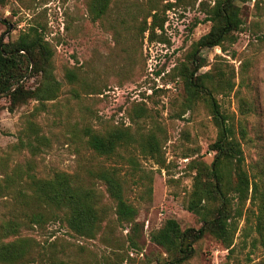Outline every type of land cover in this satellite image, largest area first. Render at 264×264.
<instances>
[{
    "label": "rangeland",
    "instance_id": "1",
    "mask_svg": "<svg viewBox=\"0 0 264 264\" xmlns=\"http://www.w3.org/2000/svg\"><path fill=\"white\" fill-rule=\"evenodd\" d=\"M216 1L109 0L96 18L93 0H0V42L39 28L53 51L60 85L54 99H27L12 112L8 98L0 97V223L21 222L10 239L31 240L34 253L24 264H49L50 257L69 264H158L168 255L151 242L152 232L168 219L182 230L200 228V217L187 211L195 175L188 166L192 160L211 163L217 127L203 101L188 103L180 74L193 44L211 27L208 14ZM235 4L240 29L225 43V52L219 47L198 52L208 64L198 74L219 69L233 84L212 96L240 140L244 169L264 198V0ZM38 82L26 77L20 83L33 90ZM115 126L128 127L136 139L154 136L163 165L137 145L119 150L123 158L97 156L81 134L85 127L104 133ZM35 134L44 142L37 143ZM101 168L118 171L123 196L137 210V229L117 221L115 202L96 176ZM56 172L75 175L98 193L104 220L95 238L74 236L62 223L31 225L27 215L33 205L4 189L6 177L21 187L28 174L49 178ZM259 203L258 197L247 201L241 217L231 220L230 248L205 234L188 263L264 264V241L256 230Z\"/></svg>",
    "mask_w": 264,
    "mask_h": 264
},
{
    "label": "trees",
    "instance_id": "2",
    "mask_svg": "<svg viewBox=\"0 0 264 264\" xmlns=\"http://www.w3.org/2000/svg\"><path fill=\"white\" fill-rule=\"evenodd\" d=\"M236 1L244 3L250 0L215 2L208 14L211 27L193 44L188 64L183 65V72L180 74L188 103L201 100L209 107L217 127V137L209 146L213 153L211 163L192 160L188 166L195 175L188 195L187 211L200 217L201 226L198 229L182 230L177 221L168 219L158 230L152 232L151 242L168 255L167 259L159 261L158 264H189L188 261L194 253V244L205 234L213 235L226 249L230 248L235 232L231 220L241 217L243 205L247 201L253 203L257 197L260 203L256 230L264 241V198L257 183L244 169L240 140L234 136L233 129L227 126V119L221 114L219 105L212 96L213 91L220 92L224 88L230 91L233 84L226 79L225 72L219 69L215 74L210 70L198 74L200 69L208 65L198 52L215 47L225 52V43L230 42L228 40L233 33L240 29L242 21ZM108 4L109 0H93L91 11L94 16H102ZM155 27L152 22L149 27L151 33ZM38 29L31 26L14 42H0V97L8 98L10 112L27 99L52 100L59 91L60 85L52 70L53 51ZM26 77H37V87L33 90L25 89V85L20 82ZM15 85L17 86L14 88ZM31 130H34L33 127ZM81 134L88 148L97 156L123 158L119 150L128 151L130 147L137 145L143 155L157 157L158 163L163 165L160 147L154 136L136 139L125 126H115L104 133L85 127ZM35 135L37 143L44 142V137ZM27 144L35 148L32 141ZM126 160L135 167L133 156H128ZM117 173L114 168H101L97 170L96 176L104 183L110 198L115 202L117 221L130 224L131 229L135 230L138 227L135 222L137 210L125 200ZM145 179L148 177L145 176ZM5 182V190L14 191L33 205L30 216L27 215L31 225L52 221L64 224L74 236L88 239L97 236L104 220V212L99 207V195L93 188H86L77 176L56 172L49 178H37L28 174L25 185L21 187L15 186L16 179L12 177H6ZM233 203L237 205L235 208ZM21 227V222L14 219L0 223V264L30 262L29 259L34 253L31 240L20 237L10 239L18 234ZM49 260V264H69L54 257Z\"/></svg>",
    "mask_w": 264,
    "mask_h": 264
}]
</instances>
